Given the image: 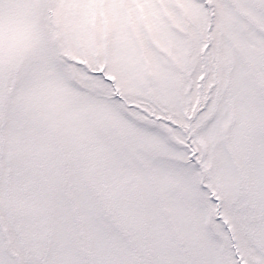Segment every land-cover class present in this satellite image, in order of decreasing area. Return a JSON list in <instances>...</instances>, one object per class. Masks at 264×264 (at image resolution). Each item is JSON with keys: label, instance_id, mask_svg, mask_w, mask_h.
<instances>
[{"label": "snow or ice", "instance_id": "obj_1", "mask_svg": "<svg viewBox=\"0 0 264 264\" xmlns=\"http://www.w3.org/2000/svg\"><path fill=\"white\" fill-rule=\"evenodd\" d=\"M0 264H264V0H0Z\"/></svg>", "mask_w": 264, "mask_h": 264}]
</instances>
